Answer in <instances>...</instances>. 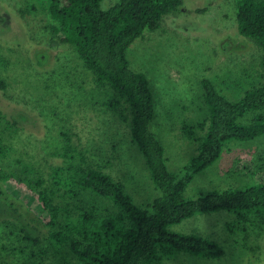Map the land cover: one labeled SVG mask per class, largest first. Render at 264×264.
<instances>
[{
	"label": "rangeland",
	"instance_id": "rangeland-1",
	"mask_svg": "<svg viewBox=\"0 0 264 264\" xmlns=\"http://www.w3.org/2000/svg\"><path fill=\"white\" fill-rule=\"evenodd\" d=\"M116 1L102 0L100 7ZM29 2L37 0H0L5 66L0 72V172L7 177L0 180V264H26L33 255L42 264H80L66 248L50 242L43 223L47 215L24 180L34 174L49 177L61 165L65 136L88 162L119 181L135 204L145 205L159 190L127 124L106 105L109 90L93 85L72 47L50 35L46 10L39 3L29 9ZM235 6L236 0H182L128 48L131 68L144 73L152 92L151 130L176 175L195 153L194 137L207 117L201 80H210L232 101L261 80L260 48L237 32ZM257 112L264 114V107L239 121L249 122ZM259 181H264V135L228 143L181 195L192 199ZM232 217L218 210L170 225L173 232L218 241L223 254L205 258L178 252L166 264H264V231L230 229Z\"/></svg>",
	"mask_w": 264,
	"mask_h": 264
},
{
	"label": "trees",
	"instance_id": "trees-1",
	"mask_svg": "<svg viewBox=\"0 0 264 264\" xmlns=\"http://www.w3.org/2000/svg\"><path fill=\"white\" fill-rule=\"evenodd\" d=\"M101 1L37 0L28 5L35 10L39 3L46 10L50 35L72 47L95 87L109 90L105 103L127 124L159 195L143 206L135 204L119 181L88 162L65 136L61 165L49 177L34 174L24 179L47 215L43 223L50 242L66 248L80 264H166L178 252L205 258L223 254L216 240L169 230L194 214L222 210L233 216L230 229L264 231V181L208 190L192 199L181 195L193 176L212 165L228 143L264 135L263 113H255L249 122L239 121L264 107V0H236L235 6L237 32L260 48L261 80L235 101L210 80H201L207 117L199 123L202 132L194 137L195 153L180 175L168 169L165 147L151 130L152 92L144 73L131 68L127 51L182 0H117L106 9L100 7ZM3 61L0 55V72ZM5 179L0 172V180ZM26 236L38 243L27 231ZM26 264L42 261L33 255Z\"/></svg>",
	"mask_w": 264,
	"mask_h": 264
}]
</instances>
